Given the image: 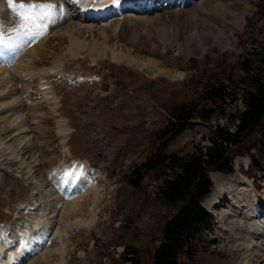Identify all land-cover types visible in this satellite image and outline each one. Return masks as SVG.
Instances as JSON below:
<instances>
[{
    "label": "rangeland",
    "instance_id": "rangeland-1",
    "mask_svg": "<svg viewBox=\"0 0 264 264\" xmlns=\"http://www.w3.org/2000/svg\"><path fill=\"white\" fill-rule=\"evenodd\" d=\"M2 1L0 35L11 41L12 60L25 46L21 40L27 45L13 61H0L8 77L0 82V243L11 241L0 264L18 249L13 235L24 232L26 243L14 264H128L127 250L138 264H152L164 224L177 208L160 200L158 175L146 173L139 187L130 176L159 148L187 156L207 142L211 125H229L224 117L181 123L172 115L182 106L214 105L220 111L222 105L228 113L243 108L245 68L264 70V0H174L152 13L111 12L102 22L86 19V9L81 12L72 0H61L71 4L69 16L55 6L58 0L44 1L50 15L43 17H25L19 6L23 15L8 10L23 3ZM71 34L87 42L74 57ZM112 50L128 57L113 59ZM221 82L229 85L226 102L204 101L207 87ZM172 122L183 129L169 141ZM63 127L70 131L67 139ZM259 140L257 131L232 151L235 171L226 175L241 182L231 186L232 178L220 181L211 173L214 188L203 201L217 225L195 257L182 256L180 264H264V231L256 235L250 228L261 219L249 218L243 199L253 190L264 211ZM71 158L77 159L63 162ZM76 161L90 162L100 174L90 166L79 188L69 191L79 171ZM216 188L223 205H209ZM235 201L241 214L230 208ZM74 204L79 206L71 210ZM252 242L257 251L246 254Z\"/></svg>",
    "mask_w": 264,
    "mask_h": 264
},
{
    "label": "trees",
    "instance_id": "trees-1",
    "mask_svg": "<svg viewBox=\"0 0 264 264\" xmlns=\"http://www.w3.org/2000/svg\"><path fill=\"white\" fill-rule=\"evenodd\" d=\"M248 60H245L246 62ZM249 65L246 70L248 87L242 91L241 99L244 107L233 113H228L218 102H226L229 85L221 82L207 87L204 101L216 104L220 111L213 105L211 107L186 105L179 108L172 116L184 123L194 119L195 116L209 121L213 118L224 117L229 125L216 122L210 126L207 136L208 143L199 144L187 156L176 153H165L164 148L152 153L130 176L133 186L139 187L146 173L153 172L162 178L158 189L161 201L177 208L176 214L169 219L163 229V238L152 255V264H180L182 256L193 259L199 247L204 245L206 233L212 230L213 219L202 205V200L210 193L213 183L209 173L213 170L233 172V155L235 147L241 146L246 138L255 133H260L258 148L264 152V70ZM244 90V89H243ZM170 123V139L183 129ZM230 125L235 126V131L230 130ZM168 132V134H169ZM255 158V157H254ZM256 160V159H255ZM123 258L129 264L138 259L134 255Z\"/></svg>",
    "mask_w": 264,
    "mask_h": 264
},
{
    "label": "bare ground",
    "instance_id": "bare-ground-1",
    "mask_svg": "<svg viewBox=\"0 0 264 264\" xmlns=\"http://www.w3.org/2000/svg\"><path fill=\"white\" fill-rule=\"evenodd\" d=\"M139 1V0H137ZM158 1V0H157ZM171 1H174V0H170ZM176 1V0H175ZM174 1V3H175ZM81 2H83V5H81ZM140 3L144 4L145 6L147 5H151V3L153 2V0H140L139 1ZM188 2H191V0H187L186 3ZM53 3V2H52ZM76 3L78 5H80L81 8L83 9H86V10H89V13L90 14H93V15H97L99 17V15L101 14H104L106 13L107 11L111 10V9H116V8H120V7H129L130 5H133L134 3V0H119L118 3L115 2V0H110V1H101L100 3H96L95 5H93L92 3H87L86 0H76ZM24 4V3H23ZM20 4H17L16 6L18 7ZM26 6V9L27 8H31L32 11L29 12V11H25V10H21L24 14H31V13H38V14H42V15H45V14H48L50 15V13H48V10L47 8H45L42 4H38L37 2L33 1L32 3H29V4H24ZM150 7V6H148ZM157 7H159V5H157ZM88 8V9H87ZM20 9V8H19ZM56 9V8H55ZM52 14V13H51ZM113 15V14H112ZM54 17V16H53ZM111 17V16H110ZM5 18V13H4V3L2 0H0V21H2V23L5 21H3ZM146 25H147V22H146ZM76 32H81V29L78 28V26H74L73 27ZM4 29L2 27H0V34L4 35ZM78 35L81 34V33H77ZM224 35V34H223ZM71 38V45H70V56H78L80 54V50L83 49V45L86 46L85 44L86 43H83L81 42L80 40L76 39L74 34H71L70 36ZM83 44V45H82ZM11 45V41L7 39V37H2L0 35V61L4 63H7L9 62L10 60H12V57L10 55L11 51H9V47ZM19 45V44H18ZM95 46L97 47V45L95 44ZM33 47V45H32ZM17 48V47H16ZM90 48V47H89ZM89 48L87 50H89ZM99 48V47H98ZM30 49V48H29ZM16 51V49H15ZM31 51V49H30ZM34 51V50H32ZM90 53L92 52L93 55H96L97 57L99 56V53L100 51H97V50H89ZM102 51V49H101ZM105 49L103 48V51L102 53H104ZM109 53V52H108ZM94 57V56H93ZM102 57V55H101ZM111 57L114 59L116 57L118 58H124L126 59L128 57L125 56L124 53H122V55H117L115 51H111ZM95 58V57H94ZM101 59V58H100ZM123 59V60H124ZM128 60V59H127ZM130 57H129V61H130ZM135 60V59H134ZM131 62V61H130ZM140 65H143L144 66V63H141L140 62ZM147 65V64H145ZM4 65L0 66V82H2L4 79L8 78L6 77V73L7 71L5 70V66L3 68ZM151 68V67H150ZM8 70V69H7ZM6 72V73H5ZM9 82V79H7ZM6 81V80H5ZM11 81V80H10ZM9 84V83H8ZM1 87V86H0ZM9 89V88H8ZM4 92V91H3ZM48 98V97H47ZM18 125V124H17ZM23 125H19V129L20 127H22ZM67 127V126H66ZM66 127H63V135H65V139L68 138V135L70 134L69 130L66 128ZM60 131H62L60 129ZM69 131V132H68ZM75 166H79V171L76 173V174H73L71 176V187L69 188V191L72 190V189H78L79 188V178H81V176H84L86 175V172L87 170L91 169L90 166L87 164V163H84V162H80V161H76L74 163ZM89 172V171H88ZM231 175V174H229ZM215 176V179H217V176L221 180H227V179H233L232 176H227V175H224L222 173H216L214 174ZM224 177V178H223ZM237 178L233 179L232 180V183L230 182L229 184L232 186L235 182H237ZM240 181V180H239ZM217 184L219 183L218 180H216ZM241 182V181H240ZM78 183V184H77ZM242 184V183H241ZM250 186V185H249ZM245 188V187H244ZM220 190V188H218ZM98 190V189H97ZM96 190V191H97ZM250 191L243 194V199L245 201V206L247 207L246 209V213H248V216L250 219H261L260 221H256L255 220V224L253 223L252 226L250 228H254L255 229V232L253 230H250V232H254V234L258 235L259 233L263 232L264 231V211L260 209V202L256 196V194L253 192V190L249 189ZM85 195V194H84ZM84 195H81V197H83ZM222 195L223 194H219L217 192V188L216 190H214V192L212 193L211 195V198H210V201H209V205H223V201H222ZM81 199V198H80ZM79 201V200H78ZM216 203V204H214ZM79 205L78 204H74V205H69V208L72 210V209H75L77 208ZM242 207V206H241ZM230 208L237 214H241L240 212V206H239V202L235 201L231 206ZM212 211V208H208ZM45 212L48 213V209L45 210ZM214 213V212H213ZM230 215L234 218L235 217V214H232V212L230 213ZM226 217V215H222V219ZM263 219V220H262ZM47 222V221H46ZM49 223V221H48ZM74 225V224H73ZM39 226V225H38ZM74 226H80L82 227V224L80 222H77L75 223ZM71 229V226H69L68 230ZM257 245H255V242H252V244H250L248 247H246V254H249V251L252 252V253H255L257 251V248H256ZM4 248V245H0V250H2ZM258 253V252H257ZM15 254L13 256H10L8 259V264H14L13 261H15Z\"/></svg>",
    "mask_w": 264,
    "mask_h": 264
},
{
    "label": "snow or ice",
    "instance_id": "snow-or-ice-1",
    "mask_svg": "<svg viewBox=\"0 0 264 264\" xmlns=\"http://www.w3.org/2000/svg\"><path fill=\"white\" fill-rule=\"evenodd\" d=\"M115 2L118 3L119 0H115ZM9 3L12 4V0H9ZM19 8H20V10H25V11H29V12L32 11L31 8H27V9H26V6H25L24 4H20V5H19Z\"/></svg>",
    "mask_w": 264,
    "mask_h": 264
}]
</instances>
